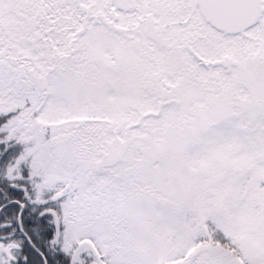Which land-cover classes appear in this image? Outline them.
<instances>
[{"label":"rangeland","instance_id":"rangeland-1","mask_svg":"<svg viewBox=\"0 0 264 264\" xmlns=\"http://www.w3.org/2000/svg\"><path fill=\"white\" fill-rule=\"evenodd\" d=\"M119 2L0 0L9 177L42 175L72 264H264V15L229 34L197 0Z\"/></svg>","mask_w":264,"mask_h":264},{"label":"trees","instance_id":"trees-1","mask_svg":"<svg viewBox=\"0 0 264 264\" xmlns=\"http://www.w3.org/2000/svg\"><path fill=\"white\" fill-rule=\"evenodd\" d=\"M7 116L8 114L5 113L0 115V207L4 206L0 211V223H16L22 204L21 226L25 234L17 230L18 233L14 237L1 242H14L17 251L14 257H11L12 264H72L70 255L61 249L55 240L56 232L58 237H61L64 232L62 220L57 218V224L52 223L51 213L46 212L51 206L35 203L32 200L36 185L41 181L37 179L42 175H38L36 179L29 175L30 171L25 170L21 171L18 178L17 176L9 177L11 171L7 170L15 168L17 163L15 161L16 140L9 135L10 128L7 126L12 124ZM209 224L207 240L240 257L241 244L236 237L228 230H223L214 221ZM4 230L10 231L11 227ZM27 238L42 255L30 246Z\"/></svg>","mask_w":264,"mask_h":264},{"label":"water","instance_id":"water-1","mask_svg":"<svg viewBox=\"0 0 264 264\" xmlns=\"http://www.w3.org/2000/svg\"><path fill=\"white\" fill-rule=\"evenodd\" d=\"M197 3L205 21L229 34L252 27L264 15V0H197ZM11 225L1 224L0 230Z\"/></svg>","mask_w":264,"mask_h":264},{"label":"flooded vegetation","instance_id":"flooded-vegetation-1","mask_svg":"<svg viewBox=\"0 0 264 264\" xmlns=\"http://www.w3.org/2000/svg\"><path fill=\"white\" fill-rule=\"evenodd\" d=\"M115 3H116V6L117 7H120V6H122V4H120V2H119V0H115ZM128 4H130V2H129V0H128ZM134 6V5H133ZM132 6V7H133ZM114 12V11H113ZM19 17H20V20H22L23 22H25L26 20L24 19V18H21L22 16L21 15H19ZM28 22V21H27ZM20 217V213H19V215H18V218H17V221H16V223H13L12 222V226H11V230L10 231H5L4 229H2V230H0V239L1 238H3V239H10V238H12V237H14V235H16L18 232H17V230L19 231V233H23V230H22V226H21V217ZM18 219H20V225H19V220ZM5 222H3V223H0V225L1 224H4ZM14 224H16L15 226H13ZM27 241L28 242H30V239L29 238H27ZM38 254H40V255H42L41 254V252L39 251V250H35Z\"/></svg>","mask_w":264,"mask_h":264}]
</instances>
